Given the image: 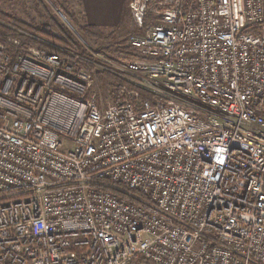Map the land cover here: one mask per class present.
Listing matches in <instances>:
<instances>
[{
    "label": "built area",
    "instance_id": "obj_1",
    "mask_svg": "<svg viewBox=\"0 0 264 264\" xmlns=\"http://www.w3.org/2000/svg\"><path fill=\"white\" fill-rule=\"evenodd\" d=\"M128 9L105 107L89 72L0 40V264H264V0Z\"/></svg>",
    "mask_w": 264,
    "mask_h": 264
},
{
    "label": "trees",
    "instance_id": "obj_2",
    "mask_svg": "<svg viewBox=\"0 0 264 264\" xmlns=\"http://www.w3.org/2000/svg\"><path fill=\"white\" fill-rule=\"evenodd\" d=\"M38 7L45 12L46 7L40 0H36ZM53 6L57 8L66 21L72 26L73 30L82 37H85L92 41L107 43L114 39V36L109 33H103L96 26H91L80 21L76 15L68 8V0H50ZM47 21L50 25L49 29L41 26H29L23 23L18 18L12 15L6 14L0 10V40L5 41L7 37H14L19 39L21 45L24 47H34L40 51H43L51 56L58 58L59 60L66 61L69 66H72L75 70L85 68L88 71H93V64L90 60L86 59V51L82 50L78 43L74 40L73 31L67 25L60 24L54 20L50 15L47 17ZM128 40L120 41L113 46L114 53L120 57L121 55L132 54L135 50L127 45ZM8 53L12 55L14 60L15 52L9 48ZM99 75L109 76L114 79L117 86L124 83L121 79H117L110 73L96 71ZM145 94H141V98H147ZM146 262V264H153L150 261H146L142 258H134L131 264H140Z\"/></svg>",
    "mask_w": 264,
    "mask_h": 264
},
{
    "label": "rangeland",
    "instance_id": "obj_3",
    "mask_svg": "<svg viewBox=\"0 0 264 264\" xmlns=\"http://www.w3.org/2000/svg\"><path fill=\"white\" fill-rule=\"evenodd\" d=\"M40 1L46 7L45 12L38 7L36 0H0V10L2 12H5L6 14L14 16L15 18H18L20 21L26 23L29 26H41L49 29L50 25L47 21L48 15H50L58 23L62 24L63 22V24L67 25V27H69L71 31H73L74 40L78 43L82 50L86 51L87 56L84 60H90V62H92L93 64L92 72L86 70L85 68H82V70L84 69L93 76L91 91H86L84 93V98L89 99L90 94L94 93L96 94V104H98L99 107H105L109 105L112 101L115 100L114 96L118 86L114 79L110 78L109 76L107 77L99 75L96 71L110 73L117 79L124 80V78L119 73L122 65L121 63L123 61L122 59L133 58L134 52H132V54H128L125 56L121 55L120 57H118L114 53L113 46L118 44L120 41L123 42L128 40L129 37L132 36L135 27H132L131 31L133 32H131L130 36L125 39H121L120 41L115 38L107 43L97 42L95 40L92 41L77 34L73 30L72 26L70 27V24L61 15V12L57 10L56 6H53L50 0ZM64 96L72 100H76L77 98H79L75 93L69 94V91L68 94L64 93ZM59 137L65 145L69 143L67 134L60 133Z\"/></svg>",
    "mask_w": 264,
    "mask_h": 264
},
{
    "label": "crops",
    "instance_id": "obj_4",
    "mask_svg": "<svg viewBox=\"0 0 264 264\" xmlns=\"http://www.w3.org/2000/svg\"><path fill=\"white\" fill-rule=\"evenodd\" d=\"M130 0H68L70 10L85 24L96 26L120 41L131 35L134 23ZM133 24V25H132Z\"/></svg>",
    "mask_w": 264,
    "mask_h": 264
}]
</instances>
